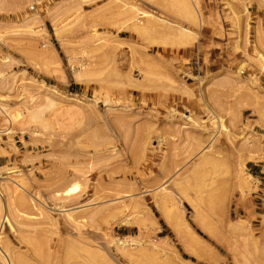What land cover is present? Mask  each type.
Returning a JSON list of instances; mask_svg holds the SVG:
<instances>
[{"label": "rangeland", "instance_id": "rangeland-1", "mask_svg": "<svg viewBox=\"0 0 264 264\" xmlns=\"http://www.w3.org/2000/svg\"><path fill=\"white\" fill-rule=\"evenodd\" d=\"M0 264H264V0H0Z\"/></svg>", "mask_w": 264, "mask_h": 264}, {"label": "bare ground", "instance_id": "bare-ground-1", "mask_svg": "<svg viewBox=\"0 0 264 264\" xmlns=\"http://www.w3.org/2000/svg\"><path fill=\"white\" fill-rule=\"evenodd\" d=\"M75 187L76 186H73V187L69 188L68 191H71V190L75 189Z\"/></svg>", "mask_w": 264, "mask_h": 264}]
</instances>
